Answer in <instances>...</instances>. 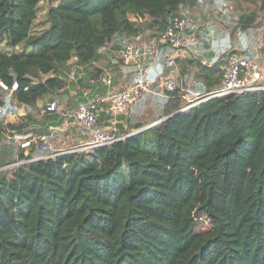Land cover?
Segmentation results:
<instances>
[{"label":"trees","instance_id":"obj_1","mask_svg":"<svg viewBox=\"0 0 264 264\" xmlns=\"http://www.w3.org/2000/svg\"><path fill=\"white\" fill-rule=\"evenodd\" d=\"M41 1L0 0V81L19 82L17 104L0 85V264H264V91L210 98L189 111H179L180 89L147 93L116 116L99 100L97 126L116 119L110 131L126 136L54 158H41L54 151L49 140L45 149L41 140L23 148L12 137L37 121L32 113L5 124L16 105L39 110V98L68 97L71 118L79 103L131 83L150 59L126 64L123 40H157L184 16L183 5L206 0L51 1L46 27L33 30ZM212 2L238 4L233 30H250L264 11V0ZM171 51L159 46L151 78ZM189 56L177 64L185 85L204 93L221 85L229 54ZM42 114L41 123L60 113L45 106Z\"/></svg>","mask_w":264,"mask_h":264},{"label":"built area","instance_id":"obj_2","mask_svg":"<svg viewBox=\"0 0 264 264\" xmlns=\"http://www.w3.org/2000/svg\"><path fill=\"white\" fill-rule=\"evenodd\" d=\"M198 42L197 25L192 19L186 16L174 17L167 29L157 40L146 42L144 40V35L141 33L132 38L124 39L120 50V57L123 61L126 64L139 62L140 59H145L150 52L151 58L149 65L146 66L141 75L135 78L131 83L115 88L106 98H95L92 102L79 103L69 119L68 124L84 129L90 136V139L83 140L78 144L56 149L41 158H54L70 153L77 155L81 152H94L99 147L110 145L124 138L126 135L117 136L110 131L114 129V125L117 122L116 119L104 120V123H108L105 129H100L97 126L99 112L96 102L99 100L108 101L111 114L116 116L121 113H126L130 106L139 101L147 93H157L166 96L169 91L180 89L184 102L179 108V111H189L210 98L223 97L236 93L264 91V58L245 57L237 53H232L228 56L227 64L223 68L222 83L214 90L204 93L191 84L185 85L181 83L172 71L177 67L178 59L186 58L191 54V51L194 53L197 52ZM163 43L169 44L172 47V51L167 55L165 66L173 68V70L169 73H165L164 71L160 72L155 78H151L148 73L149 69L157 60L159 46ZM107 82L111 83V77L107 78ZM0 85L3 90L9 93H14L19 88L18 81H15L12 85L0 81ZM154 85H157V90L154 89ZM59 101L60 100L56 97L47 101L46 107L48 111L60 113L63 106ZM3 110L4 105L0 98V113H2ZM163 119H165V117L158 119L151 125L157 124ZM137 131H134V133ZM12 137L16 141H19L23 148L30 147L34 140H41V149L46 148L47 142L50 139V135H34V133L31 132H17L14 133ZM23 162L25 161H17L2 168H14Z\"/></svg>","mask_w":264,"mask_h":264},{"label":"crops","instance_id":"obj_3","mask_svg":"<svg viewBox=\"0 0 264 264\" xmlns=\"http://www.w3.org/2000/svg\"><path fill=\"white\" fill-rule=\"evenodd\" d=\"M58 4V2L60 0H42L41 4H43V2L47 3V6H50V3ZM214 3V2H212ZM204 4L202 5H197V7L190 9L189 7L187 8L186 6H182L181 7V14L184 15H188V16H194L196 17V11L195 10H199L201 9V7H203ZM232 7V5H229ZM47 10V9H46ZM46 12V11H45ZM42 15V13H41ZM40 17V13L38 15V19L34 24V29L33 30H42L43 28H45V24L44 23H40V21L42 19L39 18ZM234 17L236 19H234ZM233 17V19L226 20L224 19L222 24L223 27L221 26H211V28L209 29H205L200 25V20L198 21H194V23L197 25V34L199 37V42L201 41V39H204L211 30L216 29V34H213L214 39L217 37V40L214 41V45H216L217 42H220L222 45H235V47H241L243 49V53L241 54L245 57H260V58H264V11H260L259 12V16H258V21H256V24L250 26V30H233L234 26L236 25V21H237V17H238V13L236 12L235 16ZM232 31H234L232 33ZM213 39V40H214ZM203 41L202 46H203V51L204 54L208 51H212V47L211 42L213 41ZM215 53V52H214ZM148 55V54H147ZM207 57V56H206ZM217 57V53H215V55L213 57L208 56L207 58L202 59V61H211L213 59H215ZM151 58V54L149 52V55L143 59V61L148 60ZM188 58H194V56H187ZM209 59V60H207ZM106 62L107 60H102L103 62ZM181 67V66H180ZM180 67L179 65L173 70V68L166 67L164 66L163 69L164 71H166L167 73H169L170 71H172L176 78L181 82V83H185L183 81V78L180 77ZM49 75H44V78H47ZM190 84V83H188ZM123 85H127V83H123L120 82V84L118 85V87H121ZM115 87V88H118ZM11 97H12V101L13 104H17V100H16V94L14 93H10ZM109 95V94H108ZM107 95V96H108ZM105 96V97H107ZM46 99H42L39 98V110H37L36 108H26L22 105H16L15 106V112L12 113V115L7 116V119L5 120V124L7 123H14L16 120V115L20 114V115H25L27 113H32L33 116L37 119V121H34L30 124L29 127H27V129L25 130V132H31L34 133V135H37L35 132H37L38 129L42 128L44 130V128H49L50 131V139H49V144L50 146L56 150V149H61L63 146L66 145H74V144H78L79 142L83 141V137L81 135V132L79 131V129L77 127L74 126H70L68 124V121L70 118L69 112H67L66 110H64L65 107H63L62 111L60 112L59 116L57 117H53V120L49 121V122H43L41 123L40 121H42V110H43V103ZM60 104L62 106H66L68 103V97H64L62 100L59 99ZM109 103V102H107ZM46 106V105H45ZM43 107V108H42ZM109 107V106H108ZM107 108L102 107L101 111H103L105 109V114H107ZM73 113H71L72 115ZM65 117V121L62 124H56L54 125L53 123L59 119ZM5 124L3 125V127H5ZM2 125V123H1ZM107 126V125H106ZM105 126V127H106Z\"/></svg>","mask_w":264,"mask_h":264},{"label":"rangeland","instance_id":"obj_4","mask_svg":"<svg viewBox=\"0 0 264 264\" xmlns=\"http://www.w3.org/2000/svg\"><path fill=\"white\" fill-rule=\"evenodd\" d=\"M203 4L204 5H203V7H201V9L195 10L196 11V17L188 16V15H184V14H182V15L189 17L190 19L193 20V22L195 20L196 21L200 20L199 26H202L205 29H209V28H211V26L223 27V24H222L223 20L224 19L229 20L228 17H230V19H233L236 12H238V10H239L238 4H235V3L232 5V7L229 5L220 6L217 3H212V0H206ZM243 5L246 6L248 4L244 3ZM47 7L48 6H47L46 2H43V4H41L40 11H39V13H40L39 18L40 19L45 18V16H46L45 11H46ZM41 13H42V15H41ZM131 19H134V17L131 16ZM234 19H236V18L234 17ZM215 30L216 29L211 30L209 32V34L204 39H201V41L198 42L197 49H196L197 52L195 53L196 57L204 59V58H207L208 56L213 57L215 55V53H217V57L215 58V59H217V58H220L221 56H223L224 54H227V55L228 54L230 55L232 53L244 54L243 49L241 47H235V45H233V44L225 46V45H222L220 42H217L216 45H214V41L217 40V37L214 39V36H213V34H216ZM198 39H199V37H198ZM211 40H213L211 42V45H210L212 47V51H208L204 54L202 43H203V41H211ZM148 50H149V48H148ZM215 59H213V60H215ZM207 60H209V59H207ZM146 117L148 118V114L144 115V117L142 119L145 120ZM66 146H69V145H66ZM66 146H63V147H66Z\"/></svg>","mask_w":264,"mask_h":264},{"label":"water","instance_id":"obj_5","mask_svg":"<svg viewBox=\"0 0 264 264\" xmlns=\"http://www.w3.org/2000/svg\"><path fill=\"white\" fill-rule=\"evenodd\" d=\"M190 97H191V96H190ZM46 104H47V100L44 101V103H43L42 106L45 107ZM43 107H42V108H43ZM150 125H151V124H150ZM150 125H149V126H150Z\"/></svg>","mask_w":264,"mask_h":264}]
</instances>
